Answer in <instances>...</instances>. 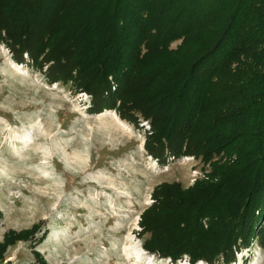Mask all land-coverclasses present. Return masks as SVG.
<instances>
[{
	"label": "trees",
	"instance_id": "16d2710c",
	"mask_svg": "<svg viewBox=\"0 0 264 264\" xmlns=\"http://www.w3.org/2000/svg\"><path fill=\"white\" fill-rule=\"evenodd\" d=\"M0 40L18 60L52 63L53 80L141 112L150 154L212 162L188 189H155L146 250L216 264L256 235L264 244V0H0ZM39 229L6 233L0 264Z\"/></svg>",
	"mask_w": 264,
	"mask_h": 264
},
{
	"label": "rangeland",
	"instance_id": "374dc122",
	"mask_svg": "<svg viewBox=\"0 0 264 264\" xmlns=\"http://www.w3.org/2000/svg\"><path fill=\"white\" fill-rule=\"evenodd\" d=\"M23 58L0 40V243L10 231L40 229L9 246L1 264H38L36 251L48 264H209L149 252L142 220L156 188L188 189L212 162L150 154L153 129L141 112L119 110L120 100L102 105L75 81L50 78L52 63ZM222 260L264 264V244L256 235Z\"/></svg>",
	"mask_w": 264,
	"mask_h": 264
},
{
	"label": "bare ground",
	"instance_id": "6f19581e",
	"mask_svg": "<svg viewBox=\"0 0 264 264\" xmlns=\"http://www.w3.org/2000/svg\"><path fill=\"white\" fill-rule=\"evenodd\" d=\"M142 252H143V253H145L143 250H141V252H140V253H142ZM169 262H171V261L169 260Z\"/></svg>",
	"mask_w": 264,
	"mask_h": 264
}]
</instances>
